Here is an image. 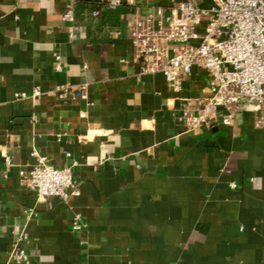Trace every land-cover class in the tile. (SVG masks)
<instances>
[{"label":"crops","instance_id":"crops-1","mask_svg":"<svg viewBox=\"0 0 264 264\" xmlns=\"http://www.w3.org/2000/svg\"><path fill=\"white\" fill-rule=\"evenodd\" d=\"M122 1L0 0V264H17L20 248L29 264H264L262 111L245 104L231 126L186 132L207 72L175 93L141 73L130 38L133 16L173 0ZM60 85L74 91L61 98ZM37 155L72 169L69 202L22 184Z\"/></svg>","mask_w":264,"mask_h":264},{"label":"built area","instance_id":"built-area-1","mask_svg":"<svg viewBox=\"0 0 264 264\" xmlns=\"http://www.w3.org/2000/svg\"><path fill=\"white\" fill-rule=\"evenodd\" d=\"M211 2V7L202 8L199 0H173L168 7H154L144 16H133L130 38L141 73L162 74L169 88L180 93L194 68L207 72L208 96L183 110L186 132L196 133L218 122L231 126L236 111L245 104L262 111L256 126L264 129V0ZM100 3L112 11L123 5L122 0ZM92 16L99 17L100 12L94 11ZM74 20L72 11L64 15L65 22L73 24ZM55 60L56 70L61 71L60 55ZM72 91V87L60 85L54 93L67 98ZM75 97L86 101L87 86H80ZM36 161L31 170L20 172L25 188L41 202H69L77 190L72 169L56 168L42 155H37ZM6 164L11 166L9 158ZM83 225L82 217L76 215L72 228L79 230ZM15 261L29 264V254L20 248Z\"/></svg>","mask_w":264,"mask_h":264}]
</instances>
